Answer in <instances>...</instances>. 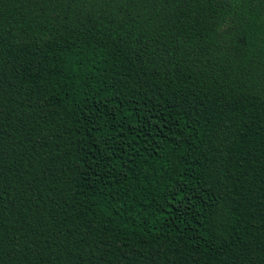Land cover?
Here are the masks:
<instances>
[{
    "label": "trees",
    "instance_id": "trees-1",
    "mask_svg": "<svg viewBox=\"0 0 264 264\" xmlns=\"http://www.w3.org/2000/svg\"><path fill=\"white\" fill-rule=\"evenodd\" d=\"M0 264H264V0H0Z\"/></svg>",
    "mask_w": 264,
    "mask_h": 264
}]
</instances>
